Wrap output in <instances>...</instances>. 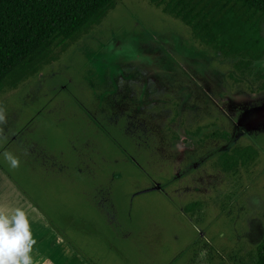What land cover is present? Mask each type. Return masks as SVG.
<instances>
[{"label": "crops", "instance_id": "crops-1", "mask_svg": "<svg viewBox=\"0 0 264 264\" xmlns=\"http://www.w3.org/2000/svg\"><path fill=\"white\" fill-rule=\"evenodd\" d=\"M105 15L43 70L13 88H0V101L14 106H21L25 92L33 97L0 138V204L29 213L37 241L33 264H224L206 232L207 185L178 187L182 176L190 184L188 176L201 168L224 171L190 161L193 155L201 160L188 146L196 136L182 133L185 122L175 111L164 116L153 111V89H140L137 99L130 89L135 80L121 73L99 87L91 66H84V47L96 48L94 38L112 27H101ZM108 60L97 56L94 64L108 74ZM109 97L122 98L121 108L114 109ZM36 123L40 132L46 124L49 132L53 128L55 137L33 134ZM41 139L42 150L35 153ZM5 151L20 159L19 168L9 166ZM70 220L82 226L68 227Z\"/></svg>", "mask_w": 264, "mask_h": 264}, {"label": "rangeland", "instance_id": "rangeland-1", "mask_svg": "<svg viewBox=\"0 0 264 264\" xmlns=\"http://www.w3.org/2000/svg\"><path fill=\"white\" fill-rule=\"evenodd\" d=\"M260 14L263 17L261 34L264 36V13ZM106 15L101 27H112L101 36L103 38H94L98 44L96 48L93 49L95 45L85 46L82 54L84 66H91L89 74H94L93 82L96 81L97 86L102 87L106 82L111 85L115 74L121 73L135 80L130 89L137 99L140 89H153V111L163 116L175 111L181 124L185 122L187 125L185 127L184 123L182 133L196 136L195 142L188 146L197 150L201 160L193 155L191 162L204 161L205 165L212 167L214 153L234 144H250L258 150V154L246 164L224 172L201 168L198 174L188 176L190 184L183 176L184 183L181 179L178 184L179 188L188 186L187 189L194 190L207 185L206 200L211 203L205 212L210 216L205 219H210L206 232L211 246L220 247L224 264L239 261L250 264V257L255 254V247L264 235V112H257L264 107V88H257L261 79L254 77L255 72L264 71V52L250 63L248 69L237 71L232 67L234 57L221 56L196 43L182 21L146 0H114ZM97 56L107 57L111 62L108 74L94 64ZM30 96L25 92L21 98L23 102L19 104L22 106L27 99L29 102L33 100ZM97 96L103 99V95ZM175 99L178 102L174 105L171 101ZM122 103L119 97L111 100L116 110ZM0 104L6 108L7 123L2 126L5 130L11 125L12 118L14 122L17 111L22 118L26 105L14 106L6 99ZM38 124L33 127V134L46 132L45 135L55 137L53 128L49 132L46 124V129L40 132ZM170 126L177 134L179 130L171 123ZM215 128L227 131L229 139L210 135L209 131ZM42 147L43 140L36 141L35 153H40ZM58 209L64 212L63 208ZM65 209L70 210L68 205ZM76 224L70 220L66 225L75 227Z\"/></svg>", "mask_w": 264, "mask_h": 264}, {"label": "trees", "instance_id": "trees-1", "mask_svg": "<svg viewBox=\"0 0 264 264\" xmlns=\"http://www.w3.org/2000/svg\"><path fill=\"white\" fill-rule=\"evenodd\" d=\"M146 1L182 21L198 43L221 56L234 57V70L248 69L264 52L260 28L264 0ZM113 4L114 0H0V88L15 87L56 60L66 47L99 23ZM254 75L261 79L257 88L263 89L264 71ZM209 134L228 139L225 130L215 128ZM257 154L250 144H234L215 156L214 166L228 171L250 162ZM197 204V200L189 202L184 208ZM250 259V264H264V235Z\"/></svg>", "mask_w": 264, "mask_h": 264}, {"label": "clouds", "instance_id": "clouds-1", "mask_svg": "<svg viewBox=\"0 0 264 264\" xmlns=\"http://www.w3.org/2000/svg\"><path fill=\"white\" fill-rule=\"evenodd\" d=\"M7 123L6 108L0 104V138ZM12 169L19 168L20 159L11 152L3 153ZM37 241L33 238L29 213L21 207L9 208L0 204V264H33L32 250ZM201 259L207 250L199 253Z\"/></svg>", "mask_w": 264, "mask_h": 264}, {"label": "water", "instance_id": "water-1", "mask_svg": "<svg viewBox=\"0 0 264 264\" xmlns=\"http://www.w3.org/2000/svg\"><path fill=\"white\" fill-rule=\"evenodd\" d=\"M257 112H264V107L260 110H258Z\"/></svg>", "mask_w": 264, "mask_h": 264}, {"label": "flooded vegetation", "instance_id": "flooded-vegetation-1", "mask_svg": "<svg viewBox=\"0 0 264 264\" xmlns=\"http://www.w3.org/2000/svg\"><path fill=\"white\" fill-rule=\"evenodd\" d=\"M223 138V137H222ZM227 139V138H226ZM229 139V138H228Z\"/></svg>", "mask_w": 264, "mask_h": 264}]
</instances>
